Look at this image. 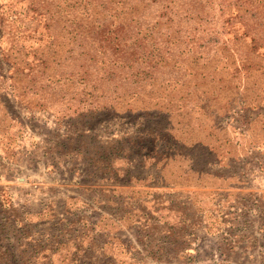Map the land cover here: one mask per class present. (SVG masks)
<instances>
[{
    "label": "rangeland",
    "instance_id": "rangeland-1",
    "mask_svg": "<svg viewBox=\"0 0 264 264\" xmlns=\"http://www.w3.org/2000/svg\"><path fill=\"white\" fill-rule=\"evenodd\" d=\"M93 1L0 0V264H264V0Z\"/></svg>",
    "mask_w": 264,
    "mask_h": 264
},
{
    "label": "trees",
    "instance_id": "trees-1",
    "mask_svg": "<svg viewBox=\"0 0 264 264\" xmlns=\"http://www.w3.org/2000/svg\"><path fill=\"white\" fill-rule=\"evenodd\" d=\"M120 1V0H119ZM124 1V0H123ZM129 1V0H128ZM134 2H146L148 8L156 9L158 6H161L163 10H159V13H164L165 9H170L173 10V7H178L181 8L186 5H196V4H201V0H132ZM214 0H206V2H213ZM99 3L104 4V0H98ZM95 5H98L97 2L94 0L92 2ZM151 12V11H148ZM177 12V11H176ZM147 16L145 15L144 20H147ZM119 25L115 29L116 36H112L111 32L109 29L106 30L105 27H102L99 24V27L97 28L96 24L91 27V33L90 36L93 41H97L101 48L107 47L109 49V52L111 55H114V57L119 58L116 54V50L120 53V49H124L125 43H127V39L124 38L123 35V30H125V27L123 24L124 22H119ZM116 30H121V34L118 33ZM114 32V31H113ZM138 32V31H137ZM139 44V43H138ZM138 44H135L134 42L128 46V53L131 54L132 56L137 54V46ZM125 50V49H124ZM101 53H104L105 50H101ZM126 51V50H125ZM124 51V52H125Z\"/></svg>",
    "mask_w": 264,
    "mask_h": 264
},
{
    "label": "crops",
    "instance_id": "crops-1",
    "mask_svg": "<svg viewBox=\"0 0 264 264\" xmlns=\"http://www.w3.org/2000/svg\"><path fill=\"white\" fill-rule=\"evenodd\" d=\"M241 138H242V140H241ZM231 140L232 141H234L233 142V144L237 147V152H235V154L237 153V155H241L242 154V152H248V150L249 149H251L252 147L251 146H253L252 145V140H249L246 136H244V137H236L235 138V136H232L231 137ZM231 185H233V186H235L237 189H241L242 188V186H240V185H236V184H232V183H230Z\"/></svg>",
    "mask_w": 264,
    "mask_h": 264
}]
</instances>
